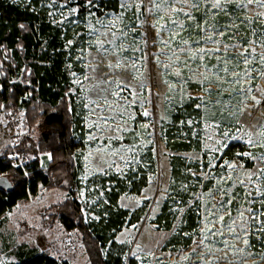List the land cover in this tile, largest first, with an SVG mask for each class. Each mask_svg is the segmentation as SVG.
Masks as SVG:
<instances>
[{"label":"rangeland","instance_id":"obj_1","mask_svg":"<svg viewBox=\"0 0 264 264\" xmlns=\"http://www.w3.org/2000/svg\"><path fill=\"white\" fill-rule=\"evenodd\" d=\"M216 2L120 0V13L99 16L89 10L82 15L77 6L49 0L50 15L70 25L73 40L69 44L80 38L71 76L79 200L88 222L98 219L112 180H124L130 169L147 160L150 153L157 161L158 172L151 175L143 192L125 193L120 199L121 206L128 209L147 207L146 216L123 229L117 238L127 248V256L143 264H264V240L258 246L251 243L253 233L258 239L264 235V226L252 219L257 216L264 221L263 212L253 207L264 206V174L258 171L264 169V137L260 136L264 126V77L260 75L264 72V7L248 0H220V7H214ZM86 6L92 7V0H87ZM234 29L243 33L233 37ZM97 41H103V48ZM245 48H254L255 53L242 55ZM200 49L206 51L200 53ZM245 59L251 62L245 65ZM117 61L124 62L127 70L108 68L109 62ZM233 72L240 77H233ZM245 72L250 75L245 76ZM236 79L241 84L234 83ZM114 81H123L124 90L120 91ZM242 84L244 91L240 92ZM249 86L251 91L247 90ZM193 87L200 90L193 91ZM252 95L261 99L259 107L254 106ZM189 96L198 98L201 109L193 128L201 152L180 153L168 147L163 132L168 129L174 102ZM242 108L244 113L240 115ZM145 111L149 115L145 116ZM225 132L228 136L223 135ZM249 138L255 146L248 144ZM225 143L246 144V153L251 156L228 161L226 148L221 147ZM176 154L196 165L208 163L209 171L200 174L214 176L212 189L202 199L201 228L193 244L180 250L164 249L172 232L160 230L152 222L169 196L171 158ZM49 161V155H44V167ZM225 161L237 167L229 168ZM249 161L253 167H249ZM249 173H253L251 178ZM67 197L66 192L43 191L30 204L16 207L9 223L0 230V264L6 260L1 248L11 239L53 248L71 264H90L78 233L75 247L67 248V234L60 225L50 230L41 223V211ZM234 201L241 202L235 212Z\"/></svg>","mask_w":264,"mask_h":264},{"label":"trees","instance_id":"obj_2","mask_svg":"<svg viewBox=\"0 0 264 264\" xmlns=\"http://www.w3.org/2000/svg\"><path fill=\"white\" fill-rule=\"evenodd\" d=\"M56 2L77 6L82 15L88 10L99 16L121 12L120 0H92V7L86 6L87 0ZM51 11L49 0H0V112H23L26 128L19 142L0 149V177L9 183V187H0V230L9 223V215L16 207L30 204L43 191H62L68 193L67 198L41 211L40 219L45 228L52 230L60 225L66 234L78 233L90 264H143L136 257H128L127 248L117 238L123 229L146 216L147 207L128 209L121 206L120 199L125 193L143 192L151 175L158 172L157 161L150 153L147 160L130 169L124 180H112L98 219L88 222L79 200L71 76L80 38H75V43L70 45L73 40L70 25L57 22L50 15ZM237 33L242 34L243 30L234 29L231 36ZM192 90L199 91L200 87ZM197 105L196 96L174 102L168 129L163 132L171 150L201 152L193 130L200 119L201 109ZM247 151L246 144L232 143L224 153L228 161H235L246 160L242 154ZM13 153L28 156L29 163L24 167L16 166L10 158ZM49 154L51 159L44 167L43 156ZM249 163V167H253V162ZM171 167L169 196L152 222L158 229L172 232L164 249L180 250L193 244L194 235L201 228L202 199L212 189L214 176L200 174L209 171L208 163L196 165L180 154L172 156ZM235 201L232 203L234 212L241 206V202ZM253 207L264 213V206L255 204ZM263 240L264 235L259 239L255 233L251 236L255 246L261 245ZM41 247L11 239L1 248L6 259L1 264H71L53 248L42 250Z\"/></svg>","mask_w":264,"mask_h":264},{"label":"snow or ice","instance_id":"obj_3","mask_svg":"<svg viewBox=\"0 0 264 264\" xmlns=\"http://www.w3.org/2000/svg\"><path fill=\"white\" fill-rule=\"evenodd\" d=\"M248 3H256V4H260L262 7H264V0H248ZM122 6H123V5H122ZM156 7L159 8V5H156ZM214 7H220V0H217V2H216V4L214 5ZM72 11L75 12L76 10L73 9ZM180 11H182V9H180ZM261 15H264V13H262ZM21 27H23V25H21ZM161 27H163V25H162ZM220 35L223 36V35H225V33L221 32ZM209 39H212V38L209 37ZM70 43H71V42H70ZM96 43H97L101 48H103V41H97ZM187 43H188V41H184V44H187ZM226 50H227V49H225V51H226ZM105 51H107V50L105 49ZM205 51H206L205 49H200V50H199L200 53H204ZM215 51H216V52H219L220 49L217 48V49H215ZM249 51H251L252 53H255V49H254V48L251 49V50H249L248 48H245V49H243V51H242L241 54L243 55V54H245V53H248ZM200 58L203 59V55H201ZM261 61L264 62V55L261 56ZM250 62H251V61H249L248 59H245V60L243 61V63H244L245 65L249 64ZM107 66H108V68L111 69V70H120V69H124L125 71L127 70V66H126V64H125L124 62H122V61H117L115 64L109 62ZM131 67H132L133 69H136L137 66H136V64H132ZM223 71H224L225 73H227V71H228L227 67H224ZM175 74H176L177 76H180V75H181L180 71H177ZM231 75H232L233 77H240V73H237V72H233V73H231ZM249 75H250L249 73L245 72V76H249ZM260 75H261L262 77H264V72H261ZM216 79H217L218 81L220 80L219 75H217ZM114 82L116 83L117 88H118L120 91H123V90H124L123 88H121V84H123V81H114ZM201 82H202V81H201ZM234 83L241 84V80H240V79H236V80H234ZM142 86H143V85H142ZM124 87H127V85H124ZM247 90H248V91H251L252 89H251V87L249 86V87L247 88ZM132 91H133V95H135V90L133 89ZM239 91H240V92H243V91H244V85H243V84L241 85V88H240ZM115 94H116L117 96H119V91H117ZM262 95H264V93H262ZM201 99H202V98H201ZM250 99L254 102V106H255V107H259V105H260L261 102H262L261 99L258 98L256 95H252V96L250 97ZM197 107H200V105H197ZM239 113H240V115H243V113H244V109H243V108L240 109V110H239ZM143 114H144L145 116L149 115V113H148L147 111H145ZM234 115H235V114H234ZM145 127H146V126H145ZM223 135H224V136H228V133L225 132ZM249 135L251 136V133H250ZM260 136H261V137H264V126H262V130H261V132H260ZM92 138H93V137H91V136L89 137V139H92ZM232 139H236V137H232ZM248 144H249V145H252V146H255L251 138H249V140H248ZM227 146H228V145L225 143V144H222L221 147H222V148H227ZM261 146H264V144H262ZM242 155H245V156H251V153H243ZM49 159H51L50 154H49ZM261 159H264V157H261ZM225 164H227V166H228L229 168H235V167H237V165H235V164H229L227 161H225ZM258 171H259L261 174H264V169H259ZM252 175H253V173H249V178H251ZM249 211L251 212L252 209H249ZM262 215H264V213H262ZM219 219H220V221H223L224 217L221 216ZM252 219H256V220H258V222L261 223L262 226H264V221H259V219H258L257 216H253ZM233 223H234V222H233ZM208 231H211V229H208ZM229 231H234V229L231 228V227H229ZM221 234H222V233H221ZM201 243H203V241H201ZM225 243H226V242H225ZM244 243L247 244L248 241L245 240ZM209 251H211V250H209ZM186 259H187V257H186ZM208 264H211V262L209 261Z\"/></svg>","mask_w":264,"mask_h":264},{"label":"built area","instance_id":"obj_4","mask_svg":"<svg viewBox=\"0 0 264 264\" xmlns=\"http://www.w3.org/2000/svg\"><path fill=\"white\" fill-rule=\"evenodd\" d=\"M1 113L3 119H0V149L4 146L13 145L19 142L25 133L23 112ZM10 158L16 166L21 167H24L30 161L28 156L20 153L11 154ZM75 244V234H67L65 238V246L67 248H74ZM41 248L42 250H47L48 246H42Z\"/></svg>","mask_w":264,"mask_h":264},{"label":"water","instance_id":"obj_5","mask_svg":"<svg viewBox=\"0 0 264 264\" xmlns=\"http://www.w3.org/2000/svg\"><path fill=\"white\" fill-rule=\"evenodd\" d=\"M0 187H3V188L9 187V183L3 177H0Z\"/></svg>","mask_w":264,"mask_h":264}]
</instances>
